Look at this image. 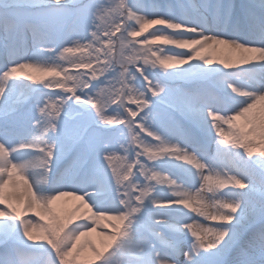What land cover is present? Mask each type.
Segmentation results:
<instances>
[{
  "label": "snow or ice",
  "instance_id": "snow-or-ice-1",
  "mask_svg": "<svg viewBox=\"0 0 264 264\" xmlns=\"http://www.w3.org/2000/svg\"><path fill=\"white\" fill-rule=\"evenodd\" d=\"M0 264H264V0H0Z\"/></svg>",
  "mask_w": 264,
  "mask_h": 264
},
{
  "label": "rangeland",
  "instance_id": "rangeland-1",
  "mask_svg": "<svg viewBox=\"0 0 264 264\" xmlns=\"http://www.w3.org/2000/svg\"><path fill=\"white\" fill-rule=\"evenodd\" d=\"M146 35V34H145Z\"/></svg>",
  "mask_w": 264,
  "mask_h": 264
}]
</instances>
